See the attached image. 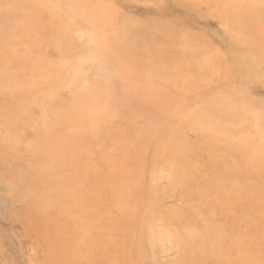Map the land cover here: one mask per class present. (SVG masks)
Returning a JSON list of instances; mask_svg holds the SVG:
<instances>
[{
  "label": "rangeland",
  "instance_id": "374dc122",
  "mask_svg": "<svg viewBox=\"0 0 264 264\" xmlns=\"http://www.w3.org/2000/svg\"><path fill=\"white\" fill-rule=\"evenodd\" d=\"M0 264H264V0H0Z\"/></svg>",
  "mask_w": 264,
  "mask_h": 264
},
{
  "label": "bare ground",
  "instance_id": "6f19581e",
  "mask_svg": "<svg viewBox=\"0 0 264 264\" xmlns=\"http://www.w3.org/2000/svg\"><path fill=\"white\" fill-rule=\"evenodd\" d=\"M254 20V19H253ZM139 36V35H138ZM149 38V37H148ZM127 41V40H126Z\"/></svg>",
  "mask_w": 264,
  "mask_h": 264
}]
</instances>
